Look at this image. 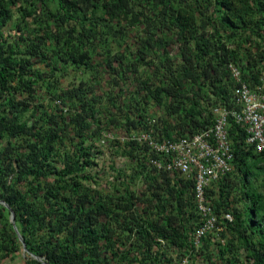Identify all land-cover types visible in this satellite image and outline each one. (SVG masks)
Wrapping results in <instances>:
<instances>
[{
    "label": "trees",
    "instance_id": "obj_1",
    "mask_svg": "<svg viewBox=\"0 0 264 264\" xmlns=\"http://www.w3.org/2000/svg\"><path fill=\"white\" fill-rule=\"evenodd\" d=\"M231 65L263 85L264 0H0V264L23 250L26 264H264V152L233 117V170L206 190L224 244L195 247L194 179L158 170L171 157L139 140L192 136L233 108ZM102 145L127 158L110 192L91 174Z\"/></svg>",
    "mask_w": 264,
    "mask_h": 264
},
{
    "label": "built area",
    "instance_id": "obj_2",
    "mask_svg": "<svg viewBox=\"0 0 264 264\" xmlns=\"http://www.w3.org/2000/svg\"><path fill=\"white\" fill-rule=\"evenodd\" d=\"M230 69L237 84L232 94L234 107H216L214 112L217 117L212 125L192 136L175 140L156 139L152 131L139 138L147 141L158 155L171 157L170 161L153 159L151 162L158 170L168 171L172 175L181 173L194 179L195 202L201 222L192 234V242L198 249L209 234H217V240L224 244L219 234L225 229L206 190L233 170L234 153L228 130L229 118L233 117L247 132L246 142L249 146H254L258 153L264 152V76L263 85L253 90L243 80L239 69L232 65ZM225 220L231 223L233 215L226 213ZM180 264H191L190 258H183Z\"/></svg>",
    "mask_w": 264,
    "mask_h": 264
},
{
    "label": "rangeland",
    "instance_id": "obj_3",
    "mask_svg": "<svg viewBox=\"0 0 264 264\" xmlns=\"http://www.w3.org/2000/svg\"><path fill=\"white\" fill-rule=\"evenodd\" d=\"M29 21H31V19H29ZM16 23H17V18H14L10 24L8 25V27L5 29V33L8 34H14L16 32ZM29 26V29L31 30L33 28L32 23ZM119 50V49H118ZM118 50H116V52H118ZM75 77L74 76H67L63 81L64 84L67 88H69V86L71 87L73 79ZM111 81V77L109 74H107V76H104V80L103 81ZM75 81H78L77 79ZM116 89V90H115ZM110 91H115V94L118 92H120L123 89H119L116 87V85H114V87H112V85H110L109 88ZM55 104H60V101L55 102ZM149 113L152 115L151 117L155 118V121H158L157 119L159 117H161V115L164 114V110L162 107H160L157 104H152L150 103V107H149ZM106 136L108 138H113L114 136H119V139L121 140H125L128 138V136H125L123 132H121V130H117V128L111 132V133H107ZM147 136L146 133L142 134L141 137ZM105 142L102 141V144H104ZM101 144V142H100ZM102 151H104V155L99 156V158L96 160V166H94V170L91 171V174L99 175V184L96 185L97 189L99 191H106V192H110L111 189L108 187L112 177L114 175H116V172L113 170V166H117V167H121L122 165L125 164L127 158H120L115 156V154L112 152L110 153L107 149H105V147L102 145L101 146ZM130 167H132V165H130ZM87 184H89L90 186L95 185V183H91V182H86ZM257 184L259 186V191H261L264 194V173L261 174L257 180ZM141 186V185H140ZM140 188V187H138ZM240 207H244V203L242 205H240ZM240 250V249H239ZM243 252V251H242ZM26 259H27V253L23 250V252L21 254L18 255V257L14 258V259H7L4 260L2 262V264H26ZM43 261V260H42ZM45 263V262H44ZM47 264V263H46Z\"/></svg>",
    "mask_w": 264,
    "mask_h": 264
},
{
    "label": "water",
    "instance_id": "obj_4",
    "mask_svg": "<svg viewBox=\"0 0 264 264\" xmlns=\"http://www.w3.org/2000/svg\"><path fill=\"white\" fill-rule=\"evenodd\" d=\"M0 204H3V205H5L6 207H8V205L4 202V201H1L0 200ZM11 222L15 225V215H14V213H12V216H11ZM15 229H16V231H17V233H18V230H17V228L15 227ZM21 241L23 242V240L21 239ZM24 243V242H23ZM25 246V245H24ZM36 259H38L37 257H35Z\"/></svg>",
    "mask_w": 264,
    "mask_h": 264
},
{
    "label": "clouds",
    "instance_id": "obj_5",
    "mask_svg": "<svg viewBox=\"0 0 264 264\" xmlns=\"http://www.w3.org/2000/svg\"><path fill=\"white\" fill-rule=\"evenodd\" d=\"M256 150V149H255ZM257 152V151H256ZM263 153V152H262Z\"/></svg>",
    "mask_w": 264,
    "mask_h": 264
}]
</instances>
